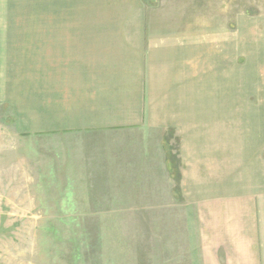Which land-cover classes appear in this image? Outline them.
<instances>
[{
	"label": "crops",
	"instance_id": "1",
	"mask_svg": "<svg viewBox=\"0 0 264 264\" xmlns=\"http://www.w3.org/2000/svg\"><path fill=\"white\" fill-rule=\"evenodd\" d=\"M200 27L197 0H0V29L47 47L2 58L0 107L43 205L99 223L98 264H263L260 58Z\"/></svg>",
	"mask_w": 264,
	"mask_h": 264
},
{
	"label": "rangeland",
	"instance_id": "2",
	"mask_svg": "<svg viewBox=\"0 0 264 264\" xmlns=\"http://www.w3.org/2000/svg\"><path fill=\"white\" fill-rule=\"evenodd\" d=\"M197 5L199 28H206L204 32L199 29V35H207L209 53L231 57V63L235 57L240 62H245L240 58H260L262 92L251 99L264 106V0H197ZM35 33L0 29V63L3 57H46L45 31H41L40 40ZM38 41L43 44H35ZM4 80L0 64V94L4 92ZM3 108L0 107V264H98L94 251L99 223L66 221L59 212L63 207L43 205L46 200L31 190L36 185L29 165L35 145L17 136L13 118H8V110ZM176 143L173 138L168 144L175 148ZM262 223L264 251V220ZM262 261L264 264V253Z\"/></svg>",
	"mask_w": 264,
	"mask_h": 264
},
{
	"label": "trees",
	"instance_id": "3",
	"mask_svg": "<svg viewBox=\"0 0 264 264\" xmlns=\"http://www.w3.org/2000/svg\"><path fill=\"white\" fill-rule=\"evenodd\" d=\"M171 147L167 146V159L169 162V166L171 169V173L175 179V181H178L179 179V172H178V160L176 158V156L171 152Z\"/></svg>",
	"mask_w": 264,
	"mask_h": 264
}]
</instances>
